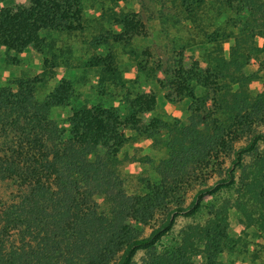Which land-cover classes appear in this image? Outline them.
<instances>
[{"label":"trees","instance_id":"16d2710c","mask_svg":"<svg viewBox=\"0 0 264 264\" xmlns=\"http://www.w3.org/2000/svg\"><path fill=\"white\" fill-rule=\"evenodd\" d=\"M27 1L2 11L0 47L41 51L44 33L84 29L81 0ZM172 2L210 46L206 66L179 60L168 86L184 100L190 118L199 116L211 92L209 122L172 135L167 156L155 164L158 179L128 191L119 155L130 140L126 130L147 131L143 115L156 105L153 92H122L107 104L69 108L58 120L55 111L67 108L71 96L62 82L42 100L35 95L37 77L1 90L0 264H134L139 252L145 254L139 264H223L221 255L237 245L229 232L232 211L254 235L264 233V150L258 151L264 131L255 130L264 123V83L260 92L250 90L264 77V0ZM213 14L222 22L209 31L205 22ZM101 17L120 29L125 46L143 27L130 11L106 10ZM221 39L230 40L227 50ZM101 43L108 38L91 40ZM129 52L140 57L132 48ZM54 57L44 65H56ZM252 59L257 69L248 73ZM141 61L147 74L160 70L159 63ZM87 65L99 68L104 94L109 83L108 92L119 95L121 74L112 52L91 56ZM242 139L245 143L236 146ZM246 156L252 157L248 164ZM188 192L193 194L186 203ZM158 216L148 235L135 234L130 221L147 225ZM179 216L193 220L170 237Z\"/></svg>","mask_w":264,"mask_h":264},{"label":"rangeland","instance_id":"374dc122","mask_svg":"<svg viewBox=\"0 0 264 264\" xmlns=\"http://www.w3.org/2000/svg\"><path fill=\"white\" fill-rule=\"evenodd\" d=\"M83 16L85 18L84 29L68 32L44 33L46 45L41 51L35 46H29L21 53L8 51L0 47V91L4 89L14 90V83L20 79L39 78L36 98L42 100L55 86L62 82L70 91L71 96L67 108L55 111V117L63 120L68 115V109L97 103L107 104L109 100L121 98L122 92H153L156 97V105L151 112L143 115L147 124V131L137 134L126 130L130 140L122 149L120 157V170L125 180L128 191L139 190L144 186L145 180L156 181L158 179L155 164L168 154L167 141L172 135L185 134L191 124L197 127L204 126L212 116V93L208 94L206 105L199 112V116L189 117L187 105L183 99L176 96L172 88L168 86L172 73L176 69L179 60L183 65L199 64L206 66L205 52L210 43L205 42V37L200 36V31L191 22L182 19L174 7L172 0H81ZM27 5V0H0V15L4 9L14 5ZM130 11L137 14L143 27L139 36L132 39L125 46L119 41L118 27L113 28L110 22L101 17L106 10ZM221 17L207 20L206 27L209 31L219 25ZM198 32V33H195ZM105 36L108 43L99 45L91 44L94 36ZM203 41V42H202ZM225 50L230 45V40L221 39ZM134 49L140 57H135L129 50ZM148 55L144 56L143 52ZM112 52L115 57V65L120 71L121 81L119 95L109 93V83L106 85L107 93L102 92L99 85V68L87 65V61L93 55H104ZM56 56V57H54ZM54 57L56 65L45 66V59ZM145 58V59H144ZM148 60L151 64H160V70L154 74H147L140 69L138 60ZM257 61L250 60L246 65V72H254L257 69ZM264 77L255 79L250 84L253 93L263 89ZM201 94H205L202 90ZM116 104L111 101L110 105ZM121 131L123 127L119 128ZM255 130L264 131V123ZM246 140L236 142L239 146ZM264 150V144L259 150ZM251 156H246L244 162L248 164ZM231 158L225 160L227 166ZM242 174V169L238 175ZM217 172L212 173L209 183L216 178ZM10 189V188H8ZM2 191V190H1ZM192 192H188L186 203L191 200ZM98 204L103 203L101 196H96ZM158 216L150 224L144 225L130 221L135 234L148 235L158 222ZM193 219L179 216L170 234L175 236L177 232ZM230 235L236 238L237 245L233 252L222 254L223 264H264V233L254 235L252 231L244 227L237 212L232 211L229 217ZM170 237L162 240V246L169 242ZM159 246V248H162ZM145 254L139 252L134 258V264H139Z\"/></svg>","mask_w":264,"mask_h":264}]
</instances>
